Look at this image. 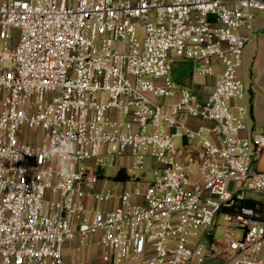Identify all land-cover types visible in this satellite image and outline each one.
Returning <instances> with one entry per match:
<instances>
[{
    "label": "built area",
    "instance_id": "built-area-1",
    "mask_svg": "<svg viewBox=\"0 0 264 264\" xmlns=\"http://www.w3.org/2000/svg\"><path fill=\"white\" fill-rule=\"evenodd\" d=\"M258 11L264 0L0 1V264H65L66 242L96 234L106 262L210 264L203 235L220 214L222 264H264V203L240 195L264 192L240 75ZM173 55L216 76L208 96L172 80ZM61 140L70 178L45 155ZM109 166L129 178L104 187Z\"/></svg>",
    "mask_w": 264,
    "mask_h": 264
},
{
    "label": "crops",
    "instance_id": "crops-1",
    "mask_svg": "<svg viewBox=\"0 0 264 264\" xmlns=\"http://www.w3.org/2000/svg\"><path fill=\"white\" fill-rule=\"evenodd\" d=\"M3 1V0H0ZM9 1V0H6ZM257 19H256V29L260 30L264 26V12L258 11L257 12ZM261 37H264V30L259 34L256 35L254 38H252L250 41H252L251 46L253 45V42L258 44V48L256 47L257 54L254 56V53H251L250 48L248 49L247 44L244 48V55H243V65L240 70V75L246 82V84L249 86L248 88V94L245 100L241 101L244 104H248L251 107V117L249 119V126L251 129H254L256 131H261L264 130V98L261 92V86H264V78L261 75H258L257 78H255V72L259 71L264 68V52L259 54V48H260V40ZM246 49V50H245ZM248 50V51H247ZM246 51V52H245ZM252 56V57H251ZM245 61L249 63L246 68L244 69V64ZM204 78V77H203ZM207 79V84H198L195 87L194 91L196 94H198L200 97L204 98L208 96L211 91L214 88L215 82H216V76L212 77H205ZM191 90V89H190ZM234 103H240V101H234ZM194 126L197 125H210L209 122L201 121V120H193ZM264 160V149L260 153L258 157H256V162L253 166L254 169H257L259 171H264V165L260 166V162ZM131 171V170H130ZM139 172V171H138ZM152 176L151 169L148 168L144 172H140L139 175L136 174H131L130 173V179H135V178H144V179H149ZM111 181V180H110ZM104 187L109 184V181L107 183L106 180L102 181ZM132 186V184H130ZM249 195H245V199L249 200H254L257 202H262L264 203V192L260 191H249ZM95 205V203H93ZM115 204H117L116 201L112 202L111 206L114 207ZM217 225V224H216ZM215 225V226H216ZM211 231H206L204 232V235L211 233ZM204 235H203V240H204ZM99 238L100 235H92L85 240H81L80 238H76L72 241H68L64 245L63 249V255H64V262L65 264H95L92 262V258L96 253H99L101 258L102 254L104 252L103 247L99 244ZM91 241V255L88 253V250H86L87 243ZM204 243L207 245L208 249L211 252V256L209 258L210 264H222L224 260L229 256L230 251L228 247L224 244L222 246H217V244L212 245L210 242L204 240ZM224 255V258L220 257V254ZM103 264H116L114 261L106 262L104 260ZM128 264V263H127ZM130 264H136V263H130Z\"/></svg>",
    "mask_w": 264,
    "mask_h": 264
},
{
    "label": "rangeland",
    "instance_id": "rangeland-1",
    "mask_svg": "<svg viewBox=\"0 0 264 264\" xmlns=\"http://www.w3.org/2000/svg\"><path fill=\"white\" fill-rule=\"evenodd\" d=\"M251 44H252V41H250L247 44V47H248V49L250 48L251 53H254V56H255L257 54V51H256L255 48L256 47L258 48V44L255 45L254 42H253L252 46H251ZM259 44H260L259 54L261 56V54L264 52V37L263 38L261 37V40H260ZM168 63H169V66H170L169 75L172 78V80L178 86L189 88L191 90H195V87L198 84L201 83L203 85H206L208 83L207 79L205 77L203 78V77H198V76L195 75L196 63L193 60L185 59L183 57H179L177 55H173V56L169 57ZM248 65H249L248 61L247 62L245 61V64H244V69L245 70H246V68H248L247 67ZM217 69H219V67ZM255 75H256L255 78H257L258 75H261L264 78V68H262L259 71V74H258V71H256ZM261 92H262V95H263V98H264V86H261ZM33 136H34V138L36 140L35 143L38 144L39 143V135L37 133H35ZM263 165H264V160L262 159V161L260 162V166H263ZM194 168L197 169V167H193V172H192L193 176H194ZM118 172H119V168H117V167L109 166V167L105 168V170L103 171V176L106 177L105 180L107 181V183H108L110 178L114 179ZM129 172L132 175L133 174H136V175L140 174V172L135 171V170H131V171L129 170ZM249 194L250 193L247 190H242L241 193H240V195L243 196V197L245 195H249ZM215 224H217V225L215 227H213L212 232L204 235V240L208 241V243L210 242L212 245L217 244V246H222V244H223V234H224V230H225V227H226V224L223 221L222 214H220L217 217V219L215 221ZM241 234H242V230H239V235H241ZM85 248H86V250H88V253L91 255V250H90L91 241H89L87 243V246ZM220 257L224 258V255L221 253ZM102 260L103 259L101 258L99 253H96L94 255V257L92 258V262L95 263V264H103ZM121 264H127V263H121Z\"/></svg>",
    "mask_w": 264,
    "mask_h": 264
},
{
    "label": "clouds",
    "instance_id": "clouds-1",
    "mask_svg": "<svg viewBox=\"0 0 264 264\" xmlns=\"http://www.w3.org/2000/svg\"><path fill=\"white\" fill-rule=\"evenodd\" d=\"M74 151V145L70 140H61L58 146L53 147L50 151L46 152L45 155L49 159H54L59 157L61 159L62 168H61V176L64 178H70L71 169L65 162L70 154Z\"/></svg>",
    "mask_w": 264,
    "mask_h": 264
},
{
    "label": "trees",
    "instance_id": "trees-1",
    "mask_svg": "<svg viewBox=\"0 0 264 264\" xmlns=\"http://www.w3.org/2000/svg\"><path fill=\"white\" fill-rule=\"evenodd\" d=\"M127 178H129V175L125 171H119L117 173V175L115 176L116 180H123V179H127ZM244 201H245V204L250 205V206L257 203V201L249 200V199H245Z\"/></svg>",
    "mask_w": 264,
    "mask_h": 264
}]
</instances>
